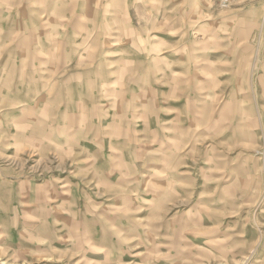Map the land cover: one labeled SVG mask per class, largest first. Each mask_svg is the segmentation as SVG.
I'll use <instances>...</instances> for the list:
<instances>
[{"label":"rangeland","instance_id":"rangeland-1","mask_svg":"<svg viewBox=\"0 0 264 264\" xmlns=\"http://www.w3.org/2000/svg\"><path fill=\"white\" fill-rule=\"evenodd\" d=\"M0 0V264H264V0Z\"/></svg>","mask_w":264,"mask_h":264},{"label":"built area","instance_id":"built-area-1","mask_svg":"<svg viewBox=\"0 0 264 264\" xmlns=\"http://www.w3.org/2000/svg\"><path fill=\"white\" fill-rule=\"evenodd\" d=\"M222 2H223L222 4H223L224 6H227V5L229 4L230 0H223Z\"/></svg>","mask_w":264,"mask_h":264}]
</instances>
